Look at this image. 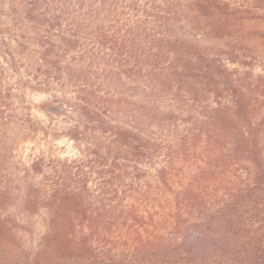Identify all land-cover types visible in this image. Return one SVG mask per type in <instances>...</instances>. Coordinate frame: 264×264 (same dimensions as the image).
<instances>
[{"label": "trees", "instance_id": "obj_1", "mask_svg": "<svg viewBox=\"0 0 264 264\" xmlns=\"http://www.w3.org/2000/svg\"><path fill=\"white\" fill-rule=\"evenodd\" d=\"M237 2L71 0L55 15L46 0L27 3L21 54L31 78H46L43 90L53 78L72 82L75 95L59 107L75 116L67 136L81 148L75 159H39L28 171L42 179L28 184L24 211L51 214L46 250L29 264H264L260 132L232 125L240 111L201 108L206 121L167 142L172 121L154 85L167 78L165 91L180 93L181 78L198 76L202 62L220 65L187 28L199 17L264 18V0ZM160 155L166 164L151 180L171 198L154 212L152 195L137 186L141 165ZM186 155L205 166L174 189L169 162Z\"/></svg>", "mask_w": 264, "mask_h": 264}, {"label": "rangeland", "instance_id": "obj_2", "mask_svg": "<svg viewBox=\"0 0 264 264\" xmlns=\"http://www.w3.org/2000/svg\"><path fill=\"white\" fill-rule=\"evenodd\" d=\"M33 1L0 0V264H29V258L46 250L50 212L42 209L29 215L24 211L28 184L42 179L28 173L32 163L39 159H75L81 152L80 146L67 136L74 127L75 116L66 111L65 105L59 107V100L75 95L72 82L69 78H53V86L43 90L39 84L46 78H31L29 60L21 54L19 40L23 33L17 26L25 16L27 3ZM46 2L50 14H57L63 4L65 10H71V0ZM235 4L243 8L247 0ZM187 37L199 41L206 53L218 56L221 64L210 66L202 62L197 67L198 76L190 73L189 78H181L184 83L180 93L165 91L162 80L167 78L156 79L160 111L172 121V132L166 131L162 139L173 141V135L184 133L188 124L206 121L201 108L221 107L240 111V119L232 125L259 131L264 145V18L199 17L187 28ZM190 82L194 84L195 97L189 92L193 88H188ZM236 96H240L238 106L233 104ZM165 160L160 155L151 161V166L141 163L147 174L141 173L137 187L150 192L151 203L147 207L154 212H160L171 198L169 194L160 198L156 181L151 180L165 166ZM206 164L210 165L208 161ZM169 166L175 189L205 164L186 155L171 160Z\"/></svg>", "mask_w": 264, "mask_h": 264}]
</instances>
